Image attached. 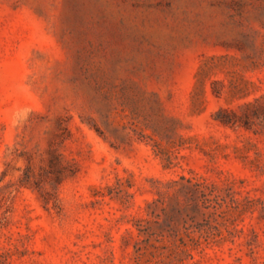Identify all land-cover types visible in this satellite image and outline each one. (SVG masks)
<instances>
[{"label":"rangeland","instance_id":"374dc122","mask_svg":"<svg viewBox=\"0 0 264 264\" xmlns=\"http://www.w3.org/2000/svg\"><path fill=\"white\" fill-rule=\"evenodd\" d=\"M0 264H264V0H0Z\"/></svg>","mask_w":264,"mask_h":264}]
</instances>
